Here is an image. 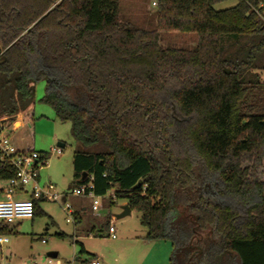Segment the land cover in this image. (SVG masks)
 <instances>
[{
    "label": "trees",
    "instance_id": "trees-1",
    "mask_svg": "<svg viewBox=\"0 0 264 264\" xmlns=\"http://www.w3.org/2000/svg\"><path fill=\"white\" fill-rule=\"evenodd\" d=\"M221 1L156 0L139 27L119 0H0V127L45 81L40 101L77 144L72 189L91 177L125 198L144 239L170 242L168 264H264V0ZM14 174L0 162V181Z\"/></svg>",
    "mask_w": 264,
    "mask_h": 264
},
{
    "label": "rangeland",
    "instance_id": "rangeland-1",
    "mask_svg": "<svg viewBox=\"0 0 264 264\" xmlns=\"http://www.w3.org/2000/svg\"><path fill=\"white\" fill-rule=\"evenodd\" d=\"M152 1L154 0H119L121 19L139 27L154 26L155 6ZM236 3L237 0H224L216 3L214 8L227 9ZM160 35L164 45L191 48L196 43L194 34L161 32ZM259 75L264 82V70ZM44 92L45 81H40L36 85L35 104L29 111L33 113V117L27 114L22 117L18 115L13 122L6 123V127L15 125L10 138L17 148L33 147L36 152L48 154L45 165L38 172V184L41 187L47 183L53 184L60 198L57 201H40V214L34 215L32 219L22 220L14 227L11 226L12 232L6 235L8 242L1 245L0 260L8 264H55L56 260L61 264H86L84 260L89 254L93 255L95 250H99V255L102 256L101 264H136L128 260L126 254L131 250L134 237L146 234V228L140 224V214L131 210L129 214L120 216L126 199L112 200V190L100 197V209L97 214L91 213L89 197L72 194V154L77 144L70 132V122L57 119L53 109L40 101ZM7 132L5 129L4 133ZM58 144H63L60 152L52 151L51 148H57ZM4 186L6 181H0V188ZM25 188L30 192L32 185ZM29 192L16 194L14 197L29 198ZM61 196H64V201ZM67 205L70 211L79 215L78 224H73V216L70 211L64 209ZM107 226L115 229L116 239L108 235ZM81 248H84L85 252L81 253ZM158 248H153L150 258L143 264H160L165 250ZM133 251L137 252L135 248ZM50 252H56L57 257L50 259ZM170 252L169 250L167 262L164 264H168ZM75 257L79 259L75 260Z\"/></svg>",
    "mask_w": 264,
    "mask_h": 264
},
{
    "label": "built area",
    "instance_id": "built-area-1",
    "mask_svg": "<svg viewBox=\"0 0 264 264\" xmlns=\"http://www.w3.org/2000/svg\"><path fill=\"white\" fill-rule=\"evenodd\" d=\"M152 5H156L155 0L152 1ZM5 129L8 131L7 133H4ZM11 132L8 127H0V162L10 164L15 170L14 176L6 180V186L0 188V191L5 194V198L0 199V223L7 226L13 225L18 220L33 218V199L57 201L60 198L53 184L47 183L42 187L39 186L38 172L44 166V163L33 149H19L14 146L10 138ZM53 151L60 152V148H55ZM91 180L92 178L89 177L87 182L80 183L71 192L75 196L89 197L91 199L90 209L93 213H97L100 209L101 196L94 193ZM27 185H32L30 192L25 188ZM27 192H29V198L21 199L14 197L17 193L25 194ZM61 198L64 201V196H61ZM111 198L115 200L114 195ZM64 209L70 211L68 205ZM69 213L72 215L73 211ZM108 231L112 238L116 237L112 226H109ZM7 242L8 238L6 235L0 234V248L1 245ZM0 264L8 263L0 260ZM88 264H101V261L99 258L94 257L90 259Z\"/></svg>",
    "mask_w": 264,
    "mask_h": 264
},
{
    "label": "crops",
    "instance_id": "crops-1",
    "mask_svg": "<svg viewBox=\"0 0 264 264\" xmlns=\"http://www.w3.org/2000/svg\"><path fill=\"white\" fill-rule=\"evenodd\" d=\"M24 114H27V116H30L31 118L33 117V113H29V112H27V113H23V114H20V117H22V115H24ZM21 119V118H20ZM10 131H14L15 130V125H14V127L12 126V127H9L8 128ZM60 147H63V144L62 145H60V144H58V147L57 148H60ZM26 149V148H25ZM27 149H33L34 150V148L33 147H29V148H27ZM53 149H55V148H51V150L53 151ZM35 151V150H34ZM18 195H22V194H20V193H17ZM2 198H5V194L2 192V191H0V199H2ZM83 210H85V208H83ZM91 213L92 214H97V213H93L92 211H91ZM32 219V218H31ZM23 220H25V219H23ZM20 221H22V220H18V221H16L14 224H13V227L14 226H16L17 224H19L20 223ZM12 226V225H11ZM10 226V228H12ZM115 230V229H114ZM92 233H93V230L91 231ZM108 235H110V233H109V231H108ZM144 236H145V234H143V235H141V236H137V237H134V241H133V244H132V247H131V250H129L130 249V247L128 248V250L130 251H128V254H126V258L128 259V260H132V262H135L136 264H143V263H145V260L147 259V258H150V256H151V254H152V250H153V248L155 249V248H158V249H160V248H163V250H165V253H164V255H165V257H164V255H163V259L161 260V262H160V264H164L165 262H167V259L168 258H166V257H168L167 255V253H168V251L170 250L171 251V244L170 243H166V241H149V240H146V239H144ZM113 239H116V237L115 238H113ZM82 247H83V245H82ZM134 248L137 250V252L136 253H134ZM83 252H85V250H84V248H83ZM156 252V251H155ZM0 253H1V248H0ZM50 253H56V252H50ZM49 253V254H50ZM171 253V252H170ZM49 254H48V257L50 258V259H54L53 257H51V256H49ZM89 255H92V254H89ZM125 255V254H124ZM92 256H94V257H97V258H99L100 260L102 259L101 257L102 256H100L99 255V250H95V253L92 255ZM56 257H57V253H56ZM55 257V258H56ZM0 259H2V258H0ZM79 258L78 257H75V260H78ZM56 262H57V264H61L60 262H59V260H56Z\"/></svg>",
    "mask_w": 264,
    "mask_h": 264
},
{
    "label": "water",
    "instance_id": "water-1",
    "mask_svg": "<svg viewBox=\"0 0 264 264\" xmlns=\"http://www.w3.org/2000/svg\"><path fill=\"white\" fill-rule=\"evenodd\" d=\"M60 145H62V144H60ZM130 211H131V210H130L129 206H128V205H124V206L122 207V213L120 214V216L127 215V214L130 213ZM49 256L55 258V257H56V253H50Z\"/></svg>",
    "mask_w": 264,
    "mask_h": 264
}]
</instances>
